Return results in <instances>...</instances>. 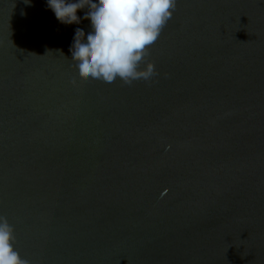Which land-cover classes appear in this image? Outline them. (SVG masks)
Returning a JSON list of instances; mask_svg holds the SVG:
<instances>
[{"label": "water", "instance_id": "obj_1", "mask_svg": "<svg viewBox=\"0 0 264 264\" xmlns=\"http://www.w3.org/2000/svg\"><path fill=\"white\" fill-rule=\"evenodd\" d=\"M86 11L67 25L47 0H0L15 249L29 264H264V0H177L145 58L157 74L131 85L79 78Z\"/></svg>", "mask_w": 264, "mask_h": 264}, {"label": "clouds", "instance_id": "obj_2", "mask_svg": "<svg viewBox=\"0 0 264 264\" xmlns=\"http://www.w3.org/2000/svg\"><path fill=\"white\" fill-rule=\"evenodd\" d=\"M176 4L177 0H47L56 19L67 25L79 24L77 13L87 8L83 19L90 20L91 31L86 35L81 28L75 30L71 60L81 80L108 85L117 79L131 85L157 74L145 58ZM15 239L14 228L0 216V264H29L15 249Z\"/></svg>", "mask_w": 264, "mask_h": 264}]
</instances>
